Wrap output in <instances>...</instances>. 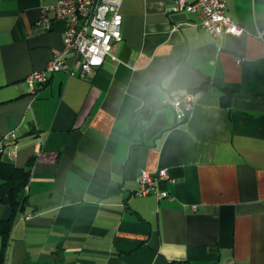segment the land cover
<instances>
[{"label": "crops", "instance_id": "0c3cea01", "mask_svg": "<svg viewBox=\"0 0 264 264\" xmlns=\"http://www.w3.org/2000/svg\"><path fill=\"white\" fill-rule=\"evenodd\" d=\"M57 1L0 0L3 156L32 170L23 208L0 204L4 264H264V0H228L244 31L221 37L173 0H124L117 60L82 78L70 52L33 90L64 46L52 10L35 26ZM172 90L195 94L184 121ZM162 168L170 196L136 195Z\"/></svg>", "mask_w": 264, "mask_h": 264}, {"label": "built area", "instance_id": "2783aa9c", "mask_svg": "<svg viewBox=\"0 0 264 264\" xmlns=\"http://www.w3.org/2000/svg\"><path fill=\"white\" fill-rule=\"evenodd\" d=\"M124 0H58L51 7L43 9V15L35 22L38 29H49L52 19L48 11L52 10L56 19L65 23L64 46L56 50L47 66L35 70L29 75L33 90L48 83L50 76L59 71L70 72L72 64L68 54L74 52L79 75L88 78L104 64L110 56L117 60L114 45L122 39L121 5ZM176 11L196 12L200 24L210 34L221 37L223 32L241 34L242 26L227 14L228 0H173ZM258 36L264 39V32ZM241 59L237 58V62ZM177 114L180 121L186 120L196 105L195 94L172 90L166 101ZM16 133L10 132L0 137V153H4L6 143L15 140ZM15 156V149L9 151ZM169 179L167 169L162 168L154 173L142 171L139 175L138 196L156 194L158 198L169 197L168 191L159 188V182ZM229 264H235L230 261Z\"/></svg>", "mask_w": 264, "mask_h": 264}, {"label": "trees", "instance_id": "16d2710c", "mask_svg": "<svg viewBox=\"0 0 264 264\" xmlns=\"http://www.w3.org/2000/svg\"><path fill=\"white\" fill-rule=\"evenodd\" d=\"M31 172V168L19 167L5 160L3 153H0V204L11 206L15 212L23 208ZM11 228V221L1 222L0 234L8 236ZM4 254L3 248L0 252V264H4Z\"/></svg>", "mask_w": 264, "mask_h": 264}]
</instances>
